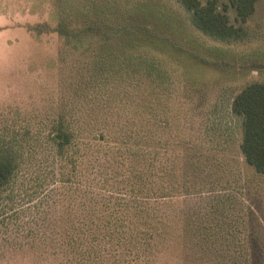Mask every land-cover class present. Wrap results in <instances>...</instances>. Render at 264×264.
I'll return each instance as SVG.
<instances>
[{"label":"rangeland","instance_id":"374dc122","mask_svg":"<svg viewBox=\"0 0 264 264\" xmlns=\"http://www.w3.org/2000/svg\"><path fill=\"white\" fill-rule=\"evenodd\" d=\"M141 1L161 11L183 52L169 69L166 90L146 89L145 81L138 87L130 77L120 82L114 73L100 75L91 68L93 54L66 50L52 31L55 0H0V137L14 134L21 154L14 177L0 190V264H79L60 250L70 184L62 180L95 183L104 195L131 183L129 168L139 162L117 152L138 142L128 130L141 128L136 104L146 110L141 114L146 172L158 152L169 173L163 189L173 194L176 185L182 195L163 207L172 219L170 232L179 237L160 244L153 260L139 264H264V173L245 162L241 118L231 110L243 86L264 81V0L256 1L244 23L232 0H217L230 22L244 27L241 37L229 41L197 30L191 13L175 0ZM40 23L51 30L37 33ZM115 103L124 106L119 117ZM108 105L110 115L98 112ZM154 108H160L165 123L155 122ZM60 112L71 120L96 114L120 121L110 139L93 145L99 158L95 167L84 159L74 174L70 165L64 177L60 174L54 145L38 138Z\"/></svg>","mask_w":264,"mask_h":264},{"label":"trees","instance_id":"16d2710c","mask_svg":"<svg viewBox=\"0 0 264 264\" xmlns=\"http://www.w3.org/2000/svg\"><path fill=\"white\" fill-rule=\"evenodd\" d=\"M175 1L191 13L192 24L206 36L229 41L245 32L242 24L230 22L227 13L218 8L217 0ZM256 1L232 0L241 23L254 12ZM55 3L56 23L52 31L61 38L66 50L93 54L91 68L100 75L114 73L117 78L120 76V82L130 77L138 87L145 81L146 89L147 86L153 90L167 89L169 69L175 67V58L183 52L171 25L150 1L75 0L71 5L55 0ZM47 26L40 23L34 30L37 33L51 30ZM118 72L127 74L119 75ZM109 106L98 112L106 111L110 115L112 107ZM121 109L124 106L115 103V116L119 117ZM133 109H139L141 128L134 132L128 130L132 133L130 137L138 142L134 143V148L125 145L117 152L124 155L123 159L131 155L139 162L129 168L134 178L131 183L123 185L118 193L110 191L104 195L100 193L103 188L95 189V183L81 186L69 179L62 180L70 184L63 219L66 241L60 250L70 262L108 264L109 256L113 259L111 264H139L142 260H153L154 250L160 244L166 241L172 244L176 236L179 237L177 231L170 232L172 219L163 207L177 202L182 195L176 185L172 186L175 188L171 191L173 194L163 189V181L169 173L158 152H153L148 162L150 171L146 172L149 152L145 149L144 117L141 115L146 111L145 105L136 104ZM231 110L241 118L240 151L245 162L256 172L264 173V81L243 86L234 96ZM161 112L160 108H154L156 123H161ZM102 117L95 114L71 120L60 112L46 123L48 132L44 136L39 134L38 138L54 145L62 177L67 174V165L74 174L77 164L83 165L84 159L95 167L99 158L93 145L110 139L115 123H120L112 116ZM15 142L14 134L8 139L0 137V190L10 183L18 166L21 154Z\"/></svg>","mask_w":264,"mask_h":264}]
</instances>
